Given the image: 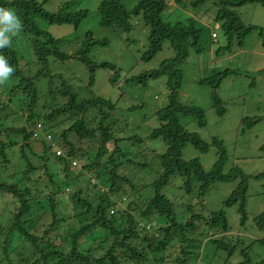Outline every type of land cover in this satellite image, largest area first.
<instances>
[{"label": "trees", "instance_id": "obj_1", "mask_svg": "<svg viewBox=\"0 0 264 264\" xmlns=\"http://www.w3.org/2000/svg\"><path fill=\"white\" fill-rule=\"evenodd\" d=\"M46 1L0 0V6L16 10L22 24L11 44L0 49L15 69L8 81L0 83V164L11 162L7 150L14 146L24 163L9 177H0V264H194L196 257L205 264L209 255L221 251L225 262L239 254L232 264H264V208L256 214L247 209L249 180L261 181L264 193V170L251 175L238 165L225 169L228 152L223 140L217 135L205 140L181 122L182 117H190L198 128L206 125L205 109L183 102L180 91L184 83L181 66L190 50L198 56L206 50L204 25L194 13H187L191 8L197 11L207 0H172L180 7H175L179 13L187 12L175 21L163 18L169 0H136L131 9L123 0H101L97 6L102 27L129 33L132 19H142L148 34L140 61L155 57L165 42L172 51L156 68L124 74L126 83L142 87L149 79L166 77L167 101L150 115L153 125L144 136L129 134L130 123L123 113L141 110L145 103L123 108L101 94L80 97L72 80L54 71L53 63L74 57L87 68L86 89L92 88L99 68L108 71L111 87L121 85H117L121 68L115 61H94L86 55L94 45H107L106 37L96 39L87 30L70 55L63 48L70 39L54 36L36 22L40 17L76 30L90 11L72 9L74 0H59L49 11ZM255 2L264 6V0L212 1L214 18L226 38V44L213 51L215 58L230 54L233 45L243 48L244 39L253 33L264 48V26L245 23L237 12L238 7ZM210 60L215 63L212 73L197 82L210 89L211 107L222 116L226 108L218 89L224 79L239 71L229 65L217 67ZM40 92L45 101L37 112ZM255 121L242 115L240 132ZM155 139L163 142L164 151L147 144ZM187 144L201 153L213 149L215 161L205 168L199 157L183 158ZM50 159L54 167L48 164ZM229 182L235 188L222 199V207L207 210L201 201L210 187ZM190 195L189 201L194 199L200 207L178 202ZM179 205L187 213L182 221L176 215ZM230 208L250 238L247 244L241 235L236 240L229 236Z\"/></svg>", "mask_w": 264, "mask_h": 264}, {"label": "rangeland", "instance_id": "obj_2", "mask_svg": "<svg viewBox=\"0 0 264 264\" xmlns=\"http://www.w3.org/2000/svg\"><path fill=\"white\" fill-rule=\"evenodd\" d=\"M58 1L47 0L44 3V7L52 11L57 7ZM100 1L74 0L75 4L72 6V9L85 8L90 11L88 17L81 22L76 30L69 24H51L40 17L36 18V22L38 26L49 31L52 35L70 39V42L63 46L64 50L70 55L74 54L79 48L81 37L87 30L92 31L96 39H102L104 37L108 39L109 43L107 45H94L86 55L94 61H115L121 68V83L117 84L121 85L111 87L107 79L108 71L99 68L96 70L92 88L90 90L86 89L87 68L84 63L74 57H71L64 63H53L52 68L56 72H61L65 78L72 80L76 89L80 90V97H88L92 93L101 94L114 98V100L120 102L119 104L123 108L135 103H145V106L141 110L134 112L125 111L123 113V117L130 123V127L128 128L129 134L135 133L144 136L148 131V127L153 125V119L150 121V115L153 114L157 106L164 105L167 101L166 77L160 76L156 79H149L148 85L142 87L139 84L126 83L123 79L124 74H138L156 68L163 58L171 55L172 51L169 49L168 43L165 42L155 57L148 61H140L139 56L147 44L146 35L148 34V27L144 25L141 18L132 19L133 28L129 33H124L112 26H100L99 15L96 11ZM169 1L171 2L169 10L164 11L163 18H169L171 21H175L177 19L176 17H186L187 12L182 10L179 13L175 9L178 6L174 5L172 0ZM189 1L191 0H187V2ZM212 1L207 0L196 8L198 9L197 11L191 8L187 13L188 16L194 13L196 15L195 19L204 25L205 33L202 42L207 51L205 50L204 54L198 56L191 49L187 60L181 66L184 71V83L180 91L182 101L188 104L193 103L204 108L206 111V125L200 129L190 117H182L181 122L189 131H197L205 140H209L212 135H217L223 140L228 152V161L225 169L233 165H238L244 172L253 175L264 170V48L261 46L259 36L253 33L244 39L243 48L245 50L242 53H240L241 48L233 45L230 54L224 52L223 56H220L218 59L215 58L213 51L219 46L225 45L226 38L222 31L221 23L214 18L216 13ZM123 3L127 9H131L135 5L136 0H123ZM237 12L245 23L264 26V6L260 3L245 4L238 7ZM210 30L217 33V39L214 41L209 37ZM24 52L27 53L26 51ZM210 59L216 61L217 67H226L229 65L237 68L239 71L237 74H232L224 79L218 89L219 97L226 108L222 116H219L215 109L211 107L210 89L207 86L199 85L197 82L199 78L206 77L212 73L210 72L213 71L211 66L214 67L215 63ZM207 60H209V63H207ZM20 62L23 63L24 60L21 59ZM258 69H260V72ZM39 97V108H37V112L45 101L43 92L39 93ZM14 110L19 111L16 107ZM242 115L251 116L256 121L241 133L239 124ZM147 144L158 152H162L165 149V145L159 139L147 141ZM18 151L17 146L7 150V157L11 162L6 165L0 164L1 178L9 177L14 171L24 165L23 161L18 158ZM193 157H199L204 167L209 168L215 161L216 156L213 149H210L207 153H201L191 144L185 145L183 148V158L190 159ZM48 164L52 167L55 166L52 159L48 161ZM234 188V182L215 183L205 194L201 203L204 204L207 210L219 209L222 207V199L228 196ZM248 194V213L256 214L264 208V193L261 189V181L251 178L249 180ZM190 198H192V195L182 196L178 202L182 204L189 203L195 207H200V203L194 205V199H192L193 201H189ZM175 209L176 215L182 221L183 217L187 214L186 211L184 212V207L179 205ZM7 215L5 213V216ZM227 216L229 224L231 225V229L229 230L231 239L236 240L237 236L241 235L243 238L245 237V244H247L250 238L242 226L238 224V215L234 208L227 209ZM225 258L226 254L221 251V253H217V256L209 255L205 264H232L238 260L239 254L237 256L236 254L229 256L226 262L224 261ZM192 261L194 264H200V261L198 263L197 257Z\"/></svg>", "mask_w": 264, "mask_h": 264}, {"label": "clouds", "instance_id": "obj_3", "mask_svg": "<svg viewBox=\"0 0 264 264\" xmlns=\"http://www.w3.org/2000/svg\"><path fill=\"white\" fill-rule=\"evenodd\" d=\"M21 29V19L16 10L0 6V49L8 47L11 44V37L17 36ZM211 32L215 31L210 30V35ZM14 71L15 69L9 64L8 59L0 54V83L8 81Z\"/></svg>", "mask_w": 264, "mask_h": 264}, {"label": "built area", "instance_id": "obj_4", "mask_svg": "<svg viewBox=\"0 0 264 264\" xmlns=\"http://www.w3.org/2000/svg\"><path fill=\"white\" fill-rule=\"evenodd\" d=\"M216 36H217V35H216L215 32H211V37H212V38H216ZM38 126H40V125L38 124ZM33 136H34V137H37L38 134H37L36 132H34ZM45 137H46L47 139H49V135H46ZM61 152H62V150H61L60 148H57V149H56V153H57V154H61ZM73 163H74V162H73Z\"/></svg>", "mask_w": 264, "mask_h": 264}, {"label": "crops", "instance_id": "obj_5", "mask_svg": "<svg viewBox=\"0 0 264 264\" xmlns=\"http://www.w3.org/2000/svg\"><path fill=\"white\" fill-rule=\"evenodd\" d=\"M245 50V48H241L240 53H242Z\"/></svg>", "mask_w": 264, "mask_h": 264}]
</instances>
